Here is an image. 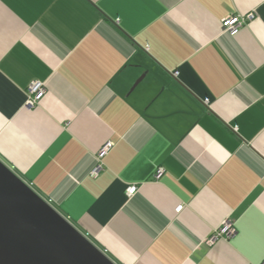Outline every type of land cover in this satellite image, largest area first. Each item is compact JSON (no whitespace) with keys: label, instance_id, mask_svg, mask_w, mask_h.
I'll return each mask as SVG.
<instances>
[{"label":"crops","instance_id":"obj_1","mask_svg":"<svg viewBox=\"0 0 264 264\" xmlns=\"http://www.w3.org/2000/svg\"><path fill=\"white\" fill-rule=\"evenodd\" d=\"M0 160L116 264H264V0H0Z\"/></svg>","mask_w":264,"mask_h":264},{"label":"water","instance_id":"obj_2","mask_svg":"<svg viewBox=\"0 0 264 264\" xmlns=\"http://www.w3.org/2000/svg\"><path fill=\"white\" fill-rule=\"evenodd\" d=\"M0 264H116L0 160Z\"/></svg>","mask_w":264,"mask_h":264},{"label":"built area","instance_id":"obj_3","mask_svg":"<svg viewBox=\"0 0 264 264\" xmlns=\"http://www.w3.org/2000/svg\"><path fill=\"white\" fill-rule=\"evenodd\" d=\"M254 18L253 14L247 15L245 17L239 16H231L225 19L222 23L224 30L234 34L236 33L243 25L246 23L247 20H252ZM45 93V87L43 83L34 82L28 88V98L26 101L27 108H34L39 104L43 95ZM112 146L111 142H108L104 145L99 153L98 157L101 159L106 153L109 151L110 147ZM103 170V165L100 163L98 164L95 169L91 172L92 177H96L99 173ZM162 173V169H159L156 173V178H158ZM137 190L136 186L129 187L127 189L128 195H133ZM183 209V206L177 208V212H180ZM236 232L235 225L233 222L227 220L223 223L222 227L216 231L208 240L209 244L215 243L221 236H225L227 238H231Z\"/></svg>","mask_w":264,"mask_h":264}]
</instances>
